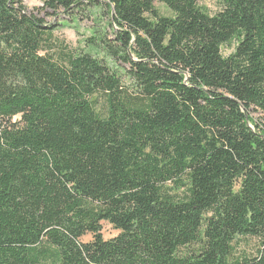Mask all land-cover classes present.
Masks as SVG:
<instances>
[{"label": "trees", "instance_id": "1", "mask_svg": "<svg viewBox=\"0 0 264 264\" xmlns=\"http://www.w3.org/2000/svg\"><path fill=\"white\" fill-rule=\"evenodd\" d=\"M39 1L101 21L0 0V264H264V0Z\"/></svg>", "mask_w": 264, "mask_h": 264}, {"label": "rangeland", "instance_id": "2", "mask_svg": "<svg viewBox=\"0 0 264 264\" xmlns=\"http://www.w3.org/2000/svg\"><path fill=\"white\" fill-rule=\"evenodd\" d=\"M28 12L37 14L41 17H45L47 23L55 28L54 36L59 42L67 45L68 50L83 51L88 49L87 39L92 34V28L100 25L98 20L100 15L95 19V16L90 13L91 6H86L82 11L76 14V21L74 22L72 16L68 13L58 12L57 14L47 15L43 10V4L39 0H21ZM199 4L207 8L212 14L216 13L220 8L219 0H198ZM156 7L164 15H172V11L169 10L164 4L156 2ZM108 15L105 16V20ZM103 22V21H102ZM104 24V23H103ZM108 33L110 29H107ZM224 54H228L231 50L224 48ZM252 116L259 123L264 124V114L258 111H254ZM18 117L14 118L17 121ZM103 236L105 239H110L119 234V230L115 229L110 223L103 222ZM93 236L87 234L81 240L84 242L92 240ZM258 245L254 238H246L240 241L239 248L245 250L246 253L253 254L256 252Z\"/></svg>", "mask_w": 264, "mask_h": 264}]
</instances>
